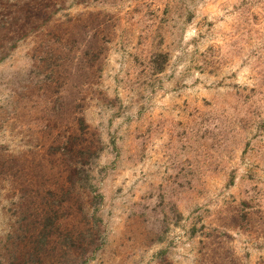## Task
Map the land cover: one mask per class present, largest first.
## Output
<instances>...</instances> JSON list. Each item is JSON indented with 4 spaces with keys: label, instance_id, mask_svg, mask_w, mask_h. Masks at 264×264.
Wrapping results in <instances>:
<instances>
[{
    "label": "rangeland",
    "instance_id": "1",
    "mask_svg": "<svg viewBox=\"0 0 264 264\" xmlns=\"http://www.w3.org/2000/svg\"><path fill=\"white\" fill-rule=\"evenodd\" d=\"M0 264H264V0H0Z\"/></svg>",
    "mask_w": 264,
    "mask_h": 264
},
{
    "label": "trees",
    "instance_id": "2",
    "mask_svg": "<svg viewBox=\"0 0 264 264\" xmlns=\"http://www.w3.org/2000/svg\"><path fill=\"white\" fill-rule=\"evenodd\" d=\"M159 56H160V54H159ZM79 182H82V181L79 179ZM82 184H83V186H85V187L89 188L90 190L94 191V187L92 186L91 183H88V185H85L84 183H82ZM100 201H101V194L98 193V192H95L94 196H93V199L91 201V203L93 204L94 209L97 208V204H99Z\"/></svg>",
    "mask_w": 264,
    "mask_h": 264
}]
</instances>
